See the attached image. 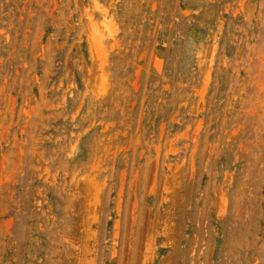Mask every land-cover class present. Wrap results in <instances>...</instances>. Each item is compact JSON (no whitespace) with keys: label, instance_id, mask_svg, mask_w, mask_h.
<instances>
[{"label":"rangeland","instance_id":"374dc122","mask_svg":"<svg viewBox=\"0 0 264 264\" xmlns=\"http://www.w3.org/2000/svg\"><path fill=\"white\" fill-rule=\"evenodd\" d=\"M0 264H264V0H0Z\"/></svg>","mask_w":264,"mask_h":264}]
</instances>
